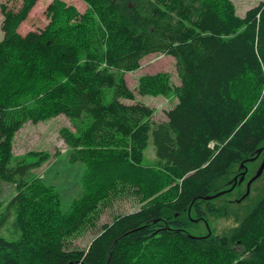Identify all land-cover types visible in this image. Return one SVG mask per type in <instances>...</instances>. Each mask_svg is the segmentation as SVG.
<instances>
[{"label": "trees", "instance_id": "trees-1", "mask_svg": "<svg viewBox=\"0 0 264 264\" xmlns=\"http://www.w3.org/2000/svg\"><path fill=\"white\" fill-rule=\"evenodd\" d=\"M36 1L1 6L0 182L14 195L0 233L11 225L2 234L16 237L0 234V264H264V186L225 234L188 227L190 214L206 223L219 213L207 199L215 185L264 144V1L241 17L231 0H83L82 14L55 2L49 33L21 35ZM150 54L172 57L180 81L171 87L164 73L138 81L141 96L176 97L165 123L121 102L134 97L124 74ZM58 116L74 127L59 132L65 155L43 170L13 161L22 125ZM149 143L154 163L143 167ZM121 185L151 199L86 247L66 249Z\"/></svg>", "mask_w": 264, "mask_h": 264}, {"label": "rangeland", "instance_id": "rangeland-1", "mask_svg": "<svg viewBox=\"0 0 264 264\" xmlns=\"http://www.w3.org/2000/svg\"><path fill=\"white\" fill-rule=\"evenodd\" d=\"M235 6L236 13L240 17L250 9L264 0H231ZM55 2L64 4L65 7L74 8L82 14L87 6L83 0H37L32 7L27 19L19 26L18 32L25 35L28 32L49 33L58 23V15L50 13L48 8ZM22 0H0V23L2 20L1 6L16 10L21 7ZM3 34L0 25V41ZM164 73L169 78L171 87L178 86V79L175 61L172 57L163 54H150L140 61V67L136 71L125 73L124 79L127 87L133 93V100H121L124 104H139L152 110V121L154 123H165L167 121L166 112L177 104V99L173 94L163 96H141L138 93V81L142 76ZM68 128L73 130V124L64 116H58L46 121L33 124L27 122L15 133L12 145L11 155L13 161L19 162H41L42 170L48 165L53 164L57 158L65 155L67 149L60 137V130ZM262 153L255 159V156L248 159L243 167L235 166L228 176L220 183L215 185L216 197L212 199V204L220 210L219 213L206 216V223L198 220L195 214H190L189 231L190 234L202 236L207 234L223 235L228 230L233 229L240 222V219L251 207L257 196V188L260 190L264 186V172L258 179L254 180L249 187L248 198L244 200L243 196L247 190V181L258 171L263 161L264 144H262ZM59 152V155L56 153ZM154 163V150L149 143L143 154V167L151 166ZM244 179L239 182L243 172ZM264 171V170H263ZM142 189L136 186L121 185L113 190L108 199H104L95 204L93 210L87 217V223L82 226L78 233L65 241V248L68 250L82 249L96 237L104 224H110L116 218L137 211L146 204L151 198L143 199L140 193ZM259 192V191H258ZM14 195L12 186L0 182V212L6 202ZM218 195V196H217ZM149 196V195H148ZM244 200V201H243ZM228 210L227 213L223 211ZM183 215L182 217H184ZM1 229L2 233H9V229ZM7 239L15 238V235H4ZM207 233V234H206Z\"/></svg>", "mask_w": 264, "mask_h": 264}, {"label": "water", "instance_id": "water-1", "mask_svg": "<svg viewBox=\"0 0 264 264\" xmlns=\"http://www.w3.org/2000/svg\"><path fill=\"white\" fill-rule=\"evenodd\" d=\"M262 150H263L262 148H259V149L257 150V152H256V156H255V159H257V157L262 153ZM240 167H243V165L241 164ZM263 170H264V157H263V161H262V163H261V165H260V168H259L258 171L256 172L255 176H254L253 178H251V180H249V182L247 183V190H246V193H245V195L243 196V198H245V197L248 195V191H249V187H250L251 183H252L254 180H256V179L259 178V176L262 174ZM245 174H246V169H245V172H243V173L241 174L239 182H242V181H243V179H244V175H245ZM217 196H218V195H217ZM215 197H216V196L214 195V196H212V197H210V198H207V199H212V198H215Z\"/></svg>", "mask_w": 264, "mask_h": 264}, {"label": "flooded vegetation", "instance_id": "flooded-vegetation-1", "mask_svg": "<svg viewBox=\"0 0 264 264\" xmlns=\"http://www.w3.org/2000/svg\"><path fill=\"white\" fill-rule=\"evenodd\" d=\"M263 157H264V156H263ZM263 157H262V159H263ZM263 172H264V171H263ZM262 174H263V173H262ZM254 175H255V173H254ZM253 177H254V176H253ZM251 178H252V177H251ZM251 178H250L249 180H251ZM249 180L247 181V183L249 182ZM247 183H246V184H247ZM252 183H253V182H252ZM252 183H251V184H252Z\"/></svg>", "mask_w": 264, "mask_h": 264}]
</instances>
